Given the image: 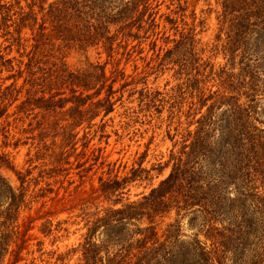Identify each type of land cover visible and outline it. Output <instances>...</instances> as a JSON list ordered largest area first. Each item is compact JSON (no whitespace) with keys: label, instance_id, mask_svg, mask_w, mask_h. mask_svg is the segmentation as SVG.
<instances>
[{"label":"trees","instance_id":"obj_1","mask_svg":"<svg viewBox=\"0 0 264 264\" xmlns=\"http://www.w3.org/2000/svg\"><path fill=\"white\" fill-rule=\"evenodd\" d=\"M164 1L160 13L158 0H0V264H264V0H214L217 32L206 43L211 0L199 12L200 0ZM147 38L148 65L125 75L121 59ZM72 54L83 59L70 64ZM167 70L174 84L147 86V75ZM139 83V108L157 118L167 111V159L146 168L143 152L125 175L109 168L94 184L100 156L90 150L87 167L80 158L98 131L104 137L102 120L126 86ZM23 147L16 168L12 152ZM167 169L130 198L131 184ZM184 216L205 242L181 238ZM69 218L85 232L64 251L44 250L30 233L41 220L37 231L54 242Z\"/></svg>","mask_w":264,"mask_h":264},{"label":"rangeland","instance_id":"obj_2","mask_svg":"<svg viewBox=\"0 0 264 264\" xmlns=\"http://www.w3.org/2000/svg\"><path fill=\"white\" fill-rule=\"evenodd\" d=\"M160 2V13L167 12L166 1L158 0ZM206 5L203 4V1L200 0L197 3L196 11L199 12V9L205 8ZM211 11L207 15L206 23L204 26V31L200 35L201 41L203 43L211 42L214 39V36L217 32V11L219 10V6L216 5L214 0H211ZM152 39V38H151ZM151 39L147 38L142 43V52L137 53L133 52L131 57L125 58L123 57L120 61L119 68H123L125 71V75H134L136 71H141L146 68L148 65V61L152 55V49H149V42ZM158 44L161 41L157 42ZM170 44V43H169ZM153 45H151L152 47ZM167 46V45H166ZM157 48V47H156ZM119 55H117L118 57ZM80 58L78 54H72L67 58L68 63L77 64ZM99 60L101 62L104 61L105 55L101 56L95 54V52L90 53V60L95 61ZM217 62L222 63L224 60L222 57H217ZM110 65H108V68ZM137 67V68H136ZM151 72V71H150ZM172 71L167 70L164 73H150L146 76V84L150 87H165L166 83L170 87L175 83L171 77ZM141 74L140 76H143ZM138 76V77H140ZM172 79V80H171ZM132 80L131 77L127 78V81ZM170 80V82H166ZM210 83H208L209 85ZM120 82H116L114 84V88L119 87ZM130 84L126 86V89L121 97V102L118 101L115 104V109L113 112L108 114L102 121L106 122L104 137H100V132L98 131L97 135L94 139L89 142V149H87V155L80 160L83 162L88 160L84 164L83 167H87L93 159L90 156V150L95 148V155L100 156L96 165H94L93 169L89 172L90 174L94 173V170L97 172L93 175V183L97 184V177L102 174L107 177V170L110 168H114L112 175L118 169L119 176L125 175L133 166H137L135 163L138 159V156L143 152H146V156L142 162V166L146 168H150L155 166L158 162L164 161L167 159V154L169 149L171 148V141L166 136V130L168 129L167 123V111H163L162 114L157 118V114L146 115V111H142L138 106V93L137 89L143 86L142 83ZM135 90L136 92H132ZM120 93L117 92L116 96ZM262 97V95H260ZM259 97L257 106V115L260 120L264 122V100ZM100 125L102 122L100 117L95 120ZM172 128V127H171ZM173 129H171V133ZM82 132H80V136ZM78 149L76 152L81 150L80 143L78 145ZM24 152L25 147L21 148L19 152L13 151V162L16 168L21 167L24 160ZM71 161H74V157H71ZM100 161H104L103 166H100ZM100 166V167H99ZM70 168L69 178L77 179V175L75 172L78 170L75 168V161ZM3 173L10 180L11 183H17L14 173L10 169H3ZM168 173V169L164 170L160 174H156L155 170L150 171V175L152 178L150 180L137 181L129 186L130 198L135 199L139 197L140 193H147L151 186L156 185L160 179L165 177ZM86 185L88 183H85ZM67 185V182L64 183ZM74 184H72L73 187ZM62 192V190H61ZM61 208V206L59 207ZM54 220V223L60 221L68 217V213L63 211L58 215L51 216ZM188 217L184 216L180 218V227L179 233L181 238L190 239L191 237L196 236L203 242H205V238L202 235V231H200L201 226L196 222L195 225L190 226L188 223ZM75 218H69L67 223H64L63 226L67 228V231H64L60 234H63L61 237H58L57 240L53 242L51 237H43L38 231L37 226L41 222L38 220L34 223V228L30 231L31 234L36 235L38 239L44 241V250H52L59 247L58 251H64L66 248L77 245L78 242L82 240V234L85 232V228L82 227V223H77L74 220ZM175 219V214L172 212L170 214V218H166L163 224L160 225L161 228L165 227L167 222H172ZM78 219H76L77 221ZM36 240H31L30 243H34ZM210 242H207L206 245L209 246ZM76 258L71 259L68 264H75Z\"/></svg>","mask_w":264,"mask_h":264}]
</instances>
